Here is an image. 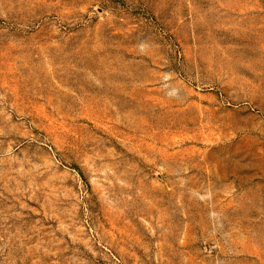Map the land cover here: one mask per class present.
<instances>
[{
    "label": "rangeland",
    "instance_id": "1",
    "mask_svg": "<svg viewBox=\"0 0 264 264\" xmlns=\"http://www.w3.org/2000/svg\"><path fill=\"white\" fill-rule=\"evenodd\" d=\"M0 264H264V0H0Z\"/></svg>",
    "mask_w": 264,
    "mask_h": 264
}]
</instances>
